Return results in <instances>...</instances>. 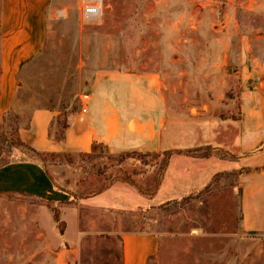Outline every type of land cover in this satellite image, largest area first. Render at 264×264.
<instances>
[{
  "label": "rangeland",
  "instance_id": "1",
  "mask_svg": "<svg viewBox=\"0 0 264 264\" xmlns=\"http://www.w3.org/2000/svg\"><path fill=\"white\" fill-rule=\"evenodd\" d=\"M49 16L46 42L19 78L23 114L10 112L0 126V159L40 166L42 159L65 197L56 204L0 194V264H121L122 231L160 235L150 264H264V233L241 226L238 166L229 151L227 168L218 165L223 171L214 179L194 156L211 153L205 145L171 165L163 164V151L120 156L102 144L97 160L82 153L46 157L19 145L15 132L35 107H57L65 119L107 76L148 72L162 78L168 113L179 124L178 147L201 138L208 115L227 119L231 144L242 46L254 43L256 56L264 51V0H103L92 22L83 20L81 0H54ZM219 40L228 47L218 68L208 56L217 58L210 45ZM143 142L137 137L130 146ZM19 180L16 187H28ZM7 181L3 172L1 183ZM44 212L48 222L36 224Z\"/></svg>",
  "mask_w": 264,
  "mask_h": 264
},
{
  "label": "crops",
  "instance_id": "2",
  "mask_svg": "<svg viewBox=\"0 0 264 264\" xmlns=\"http://www.w3.org/2000/svg\"><path fill=\"white\" fill-rule=\"evenodd\" d=\"M52 1L1 0L0 126L10 112L23 114L18 107L19 78L46 42ZM227 45L221 40L210 45L217 58L208 56V60L212 58V64L218 68L226 63ZM254 45L247 44L244 49L242 46L239 116L231 122L236 133L229 145L227 119L208 115L201 138L192 146L178 147L181 141L174 136L179 124L168 113L162 78L157 73L129 71L104 78L91 91L87 113L79 107L63 119L60 118L63 112L57 107L33 108L24 123L16 124L17 136L26 149L36 154L91 152L94 142L112 153L173 149L170 165L175 157L186 155L181 150L205 145L211 153L194 156L204 159L212 174L223 171H216L220 164L227 168L228 159L224 155L229 151L238 166L241 226L245 231L264 233V51L256 56L251 51ZM137 137L144 142L131 147L130 141ZM41 162L42 166L33 160L12 159L0 166V194H29L48 203L62 202L65 191L57 187L42 159ZM3 172L8 175L7 183H1ZM19 179L28 187H16L13 182ZM44 207L49 212L48 206ZM45 213L44 218L34 217L36 224L48 222ZM120 242L121 264H150L160 251L161 237L152 231H122Z\"/></svg>",
  "mask_w": 264,
  "mask_h": 264
},
{
  "label": "trees",
  "instance_id": "3",
  "mask_svg": "<svg viewBox=\"0 0 264 264\" xmlns=\"http://www.w3.org/2000/svg\"><path fill=\"white\" fill-rule=\"evenodd\" d=\"M60 118H63V114L61 113V115H60ZM15 132H16V130H15ZM16 136H17V133H16ZM4 138V137H3ZM3 140V139H2ZM7 142V141H6ZM17 142L19 143V145H21V146H24L25 148H26V145L22 142V140L17 136ZM1 144H3V142H1ZM100 143H97V142H94L93 143V146H92V150H91V152H81L82 154H84V155H87L88 157H90V158H92L93 160H97V159H99V158H102V156L100 155V154H98L97 153V148H98V145H99ZM199 148H190V149H186V150H184L186 153H192V152H194V151H197ZM127 152H129V151H127ZM153 153V155L154 156H159L161 153H159V152H152ZM174 153V151L172 150V149H167V150H164L163 151V155H164V159H163V164H168L169 163V160H170V158H171V156H172V154ZM39 155H45L46 157L48 156V155H57V154H54V153H38ZM67 155H72V154H70V153H66ZM120 154V156H122V155H125L126 153H124V152H121V153H119ZM127 155V154H126ZM116 157V156H115ZM10 161H12V159H0V166H3V165H6V164H8ZM218 176V174H215L214 175V179L216 178ZM158 183H159V180H158ZM54 212H55V215H54V218H55V220H56V222L58 223V225L60 226L61 225V223H62V221H61V219H60V217H59V212H58V210H55L54 209Z\"/></svg>",
  "mask_w": 264,
  "mask_h": 264
},
{
  "label": "built area",
  "instance_id": "4",
  "mask_svg": "<svg viewBox=\"0 0 264 264\" xmlns=\"http://www.w3.org/2000/svg\"><path fill=\"white\" fill-rule=\"evenodd\" d=\"M102 9L103 0H81V16L86 22L97 20L101 16ZM90 101L91 94L89 92L79 96V103L83 113L89 111Z\"/></svg>",
  "mask_w": 264,
  "mask_h": 264
}]
</instances>
